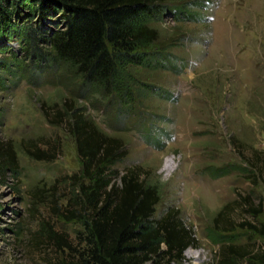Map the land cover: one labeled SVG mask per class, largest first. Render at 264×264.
<instances>
[{"label": "rangeland", "instance_id": "374dc122", "mask_svg": "<svg viewBox=\"0 0 264 264\" xmlns=\"http://www.w3.org/2000/svg\"><path fill=\"white\" fill-rule=\"evenodd\" d=\"M165 1L200 19L150 24L158 32L152 50L170 56L175 71L128 65L132 87L122 79L111 95L48 60L47 46L37 47L43 57L27 52L18 32L35 19L17 18L0 36V155L17 163L16 174L0 176V264L67 263L84 251L79 186L87 180L69 107L122 142L126 156L112 168L113 183L136 170L158 193L154 217L177 210L194 233L197 245L182 264H213L219 246L208 231L238 195L264 204V0ZM157 129L162 149L146 143ZM247 161L258 164L253 176L242 171ZM231 215L234 226L264 223V209L257 219L237 207ZM235 234L238 245L264 242Z\"/></svg>", "mask_w": 264, "mask_h": 264}, {"label": "trees", "instance_id": "16d2710c", "mask_svg": "<svg viewBox=\"0 0 264 264\" xmlns=\"http://www.w3.org/2000/svg\"><path fill=\"white\" fill-rule=\"evenodd\" d=\"M20 17L35 19L18 32L27 52L43 57L37 47L47 46L48 60L70 66L84 85L104 95L113 94L122 79L126 87H132L128 65L175 71L170 56L152 50L158 32L150 24L165 17L200 20L185 7L169 6L165 0H0V36L10 34L15 28L13 21ZM55 25H63V30H56ZM69 115L68 129L87 180L79 186L86 214L80 218L85 248L70 262L60 264H182L184 252L196 247L197 240L181 222L178 211L170 209L155 218L158 193L134 169L113 183L117 172L112 168L126 156L122 142L103 134L81 111L69 107ZM162 134L161 129L148 133L146 143L162 149ZM247 162L249 168L242 171L253 176L258 164ZM16 171L15 156L0 155V176ZM237 197L215 215L208 231L207 239L219 246L212 263L264 264V242L235 243L238 229L264 240V223L242 221L234 226L231 215L237 207L257 219L263 213V199L254 204L250 195Z\"/></svg>", "mask_w": 264, "mask_h": 264}]
</instances>
